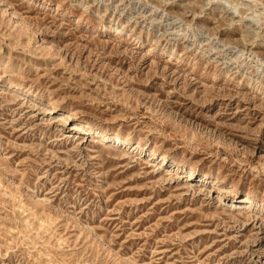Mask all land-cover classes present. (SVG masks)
<instances>
[{"label": "rangeland", "instance_id": "1", "mask_svg": "<svg viewBox=\"0 0 264 264\" xmlns=\"http://www.w3.org/2000/svg\"><path fill=\"white\" fill-rule=\"evenodd\" d=\"M0 264H264V0H0Z\"/></svg>", "mask_w": 264, "mask_h": 264}, {"label": "bare ground", "instance_id": "2", "mask_svg": "<svg viewBox=\"0 0 264 264\" xmlns=\"http://www.w3.org/2000/svg\"><path fill=\"white\" fill-rule=\"evenodd\" d=\"M189 174H190V176H192V175H193V173H192V172H189ZM189 174H188V175H189Z\"/></svg>", "mask_w": 264, "mask_h": 264}]
</instances>
